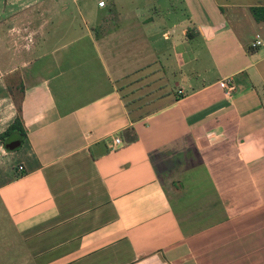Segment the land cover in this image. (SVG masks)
Listing matches in <instances>:
<instances>
[{
  "label": "crops",
  "instance_id": "crops-1",
  "mask_svg": "<svg viewBox=\"0 0 264 264\" xmlns=\"http://www.w3.org/2000/svg\"><path fill=\"white\" fill-rule=\"evenodd\" d=\"M103 1L33 0L79 26L6 72L26 137L0 142V202L26 257L264 264V0Z\"/></svg>",
  "mask_w": 264,
  "mask_h": 264
},
{
  "label": "rangeland",
  "instance_id": "rangeland-1",
  "mask_svg": "<svg viewBox=\"0 0 264 264\" xmlns=\"http://www.w3.org/2000/svg\"><path fill=\"white\" fill-rule=\"evenodd\" d=\"M44 1L48 3L50 0ZM86 1L90 3V6H95L97 2L96 0ZM12 2L10 11L0 22V35L4 36L5 33L8 34L6 41L2 40L3 37L0 38V48L1 46H6L10 50L21 53L16 54L17 60L13 59L14 55L6 57L0 54V132L8 127L15 115H18L22 97L20 84L11 82L10 75H6V72L13 65L20 63L19 61L27 59L28 56L23 50L28 49V45L32 41L30 39H35L34 37L38 35L41 36V32H43L44 36H47L51 28L59 20L62 22V28H65L64 26L70 22H76L79 26V21L74 18L71 21L72 17H68L67 14L64 15L63 19H59V10L56 11L57 14L50 13L52 11L51 8H45L46 5L42 6L43 4H40L38 8L44 9L42 11V13L44 12V16L40 13L38 14L37 5L36 3H32L33 0H12ZM60 31L63 32V29ZM61 32L60 34H62ZM63 35H69V33L63 32ZM62 36L61 40L63 39ZM53 41L56 40L53 39ZM6 59H8V62H6ZM15 140H17L16 137ZM5 152H7L5 144L0 145V167L5 166V163L10 161ZM5 212L0 202V264H34L32 258L26 257L25 249L20 243L18 235Z\"/></svg>",
  "mask_w": 264,
  "mask_h": 264
},
{
  "label": "trees",
  "instance_id": "trees-1",
  "mask_svg": "<svg viewBox=\"0 0 264 264\" xmlns=\"http://www.w3.org/2000/svg\"><path fill=\"white\" fill-rule=\"evenodd\" d=\"M251 12L257 21H264V5L252 6ZM16 133H19L24 138L26 137L22 117L19 113L13 123H11L5 131L0 133V142H6L9 137L14 136Z\"/></svg>",
  "mask_w": 264,
  "mask_h": 264
},
{
  "label": "built area",
  "instance_id": "built-area-1",
  "mask_svg": "<svg viewBox=\"0 0 264 264\" xmlns=\"http://www.w3.org/2000/svg\"><path fill=\"white\" fill-rule=\"evenodd\" d=\"M97 1L99 2V4L101 6H105V2L103 0H97ZM261 43H262V41L260 39H257V40H255L253 42L252 46L257 47ZM228 82H229V79L228 80H224L221 84H222V86L231 89V87H229L230 85L228 84ZM121 143H122V141H121V139L119 137L114 138L113 139V149H115L116 147H118Z\"/></svg>",
  "mask_w": 264,
  "mask_h": 264
},
{
  "label": "water",
  "instance_id": "water-1",
  "mask_svg": "<svg viewBox=\"0 0 264 264\" xmlns=\"http://www.w3.org/2000/svg\"><path fill=\"white\" fill-rule=\"evenodd\" d=\"M17 140L13 141V143H15ZM12 143V142H11ZM9 144V143H8ZM11 146V145H10Z\"/></svg>",
  "mask_w": 264,
  "mask_h": 264
}]
</instances>
